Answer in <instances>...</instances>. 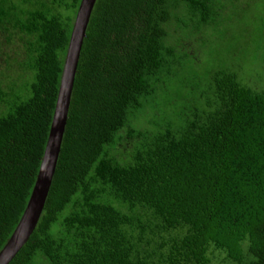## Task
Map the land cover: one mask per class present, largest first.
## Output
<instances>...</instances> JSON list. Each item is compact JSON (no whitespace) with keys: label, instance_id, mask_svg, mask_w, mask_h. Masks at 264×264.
Masks as SVG:
<instances>
[{"label":"trees","instance_id":"16d2710c","mask_svg":"<svg viewBox=\"0 0 264 264\" xmlns=\"http://www.w3.org/2000/svg\"><path fill=\"white\" fill-rule=\"evenodd\" d=\"M80 3L0 0V32L22 46L18 80L0 79V251L38 178ZM251 58L264 64V0H96L45 205L9 264H264Z\"/></svg>","mask_w":264,"mask_h":264},{"label":"water","instance_id":"95a60500","mask_svg":"<svg viewBox=\"0 0 264 264\" xmlns=\"http://www.w3.org/2000/svg\"><path fill=\"white\" fill-rule=\"evenodd\" d=\"M96 0H81L65 58L54 117L36 184L15 231L0 251V264H9L34 231L53 180L62 146L83 42Z\"/></svg>","mask_w":264,"mask_h":264},{"label":"rangeland","instance_id":"374dc122","mask_svg":"<svg viewBox=\"0 0 264 264\" xmlns=\"http://www.w3.org/2000/svg\"><path fill=\"white\" fill-rule=\"evenodd\" d=\"M255 8L257 9L256 6ZM8 35L9 34L3 35L0 32V79H4L2 78V75L4 74L2 72H6L4 76L6 78L5 85L11 84L13 81L18 80L19 75L22 73V70L19 68V65H18V61L22 58L21 57L22 55L21 42L19 41L17 37H14L10 39L9 41H7ZM237 44H238L237 37H235L234 40L232 38H229L225 40L224 42L225 49L227 50L234 49V47H236ZM195 47H196V44H195ZM257 54L258 53L253 52L252 57L253 58L258 57L259 55ZM241 58L242 57L239 56L238 60H240ZM253 58L248 59L245 62V64L248 63L249 66L247 68L248 70L246 71L244 70L245 72H244L243 77L251 86L262 88L264 87V80H263L264 76H262V74H264V64H262L260 68L250 70L252 68L250 65H252ZM208 59L206 60L207 64L211 60V58L209 57ZM240 63H242V61H240ZM194 69L197 71H200L199 69H197L196 66ZM258 74L260 75V77L258 76ZM178 83L179 82L175 83L172 86V89L170 91L172 96L182 95L180 93L181 84L180 83L178 84ZM18 88H19L18 90H20L21 88H26L25 83L21 84V87H18Z\"/></svg>","mask_w":264,"mask_h":264}]
</instances>
